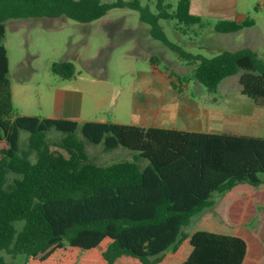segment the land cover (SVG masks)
I'll return each instance as SVG.
<instances>
[{
    "label": "trees",
    "instance_id": "obj_1",
    "mask_svg": "<svg viewBox=\"0 0 264 264\" xmlns=\"http://www.w3.org/2000/svg\"><path fill=\"white\" fill-rule=\"evenodd\" d=\"M122 7L137 11L155 38L193 63L190 78L208 91L238 74L240 92L264 105V59L253 50L205 57L182 50L157 29L159 19L198 23L189 0H177L172 11L165 0H157L155 10L141 0H0V264H11L2 251L23 255L21 264H250L255 247L262 251L264 208L254 230L244 233L184 227L212 212L216 195L238 184H264V137L12 114L4 21L64 15L85 23ZM251 23L219 20L213 28L230 33ZM51 69L64 77L74 72L69 61ZM52 128L63 132L59 146L69 156L50 150ZM21 130L29 134L25 148ZM77 130L104 150L123 147L137 155L97 165Z\"/></svg>",
    "mask_w": 264,
    "mask_h": 264
},
{
    "label": "rangeland",
    "instance_id": "obj_2",
    "mask_svg": "<svg viewBox=\"0 0 264 264\" xmlns=\"http://www.w3.org/2000/svg\"><path fill=\"white\" fill-rule=\"evenodd\" d=\"M156 1L141 0V3L147 2L151 9L155 10ZM176 1L165 0L172 3L168 11L175 8ZM203 21L205 25L200 29L199 25L187 26L176 19H159L157 29L159 28L170 42L187 52L198 50L195 46L207 45L206 49L201 50V54L205 57H212L221 50L241 46L240 44L231 45V42L224 40L221 34L214 32L212 30L214 21ZM4 27L2 43L8 57L13 115L51 117L56 110L57 91L70 93L80 87L86 88L88 81H93L92 77H94L96 78L94 83H102L101 86L105 87L100 88L99 93L107 95L109 88L106 87L116 89L114 99L108 105L102 106L98 115H103L109 122H114L113 116H119L123 124H131V122L133 125L140 124L137 123L135 116L130 117L123 107L124 101L127 102L132 98L133 102H137L139 98L145 99L147 95V92L141 95L139 88L134 87L135 81L141 76L140 73L131 72L135 67L145 74L146 80L152 76H160L159 72L173 70V74L170 73L168 77H171L174 83L160 92H156V89L152 91L161 99L174 96L182 101L184 97H192L196 101L212 106L222 101L220 95L224 91L220 90V85L214 92H210L202 84L190 78L193 72L191 65L186 69H179L178 66L173 68L175 61L184 63L187 61L176 51L169 49L161 40L155 38L151 32V25L140 20L139 13L135 10L126 7L112 8L102 17L85 23L64 15L10 18L4 21ZM190 38L192 42L187 44ZM148 56L157 59L158 73L151 70V60ZM258 56L260 57V54ZM62 61L73 64L72 76L64 77L52 71V63ZM237 77L238 74H235L222 81L237 83ZM188 81L189 85L184 90L183 84ZM172 118L171 114L170 119ZM168 121L164 119L157 124L164 127L167 126ZM224 121L231 125L232 116L226 115ZM217 125L213 123L210 127L215 129ZM220 127L224 131V126ZM239 129L238 131L242 133L236 134L252 132L247 129L245 131L242 127ZM28 135V132L20 131V147L27 146ZM75 135L83 142L85 154L89 160L97 165L106 166L125 160L133 161L137 155L136 151L123 147L104 150L102 144L88 142L79 130L75 132ZM63 136V132L54 128L50 129L47 132L49 147L54 152L69 156L67 151L59 146ZM146 162L145 159L138 160L140 166H144ZM242 185L240 189L236 188L224 195H216L212 212L204 218L192 217L184 229L191 231L195 227H209L216 231L217 229L229 231L235 228L240 233L254 230L255 222L248 216L249 211H245L248 206L247 199L250 195L255 199L256 195L263 194L259 191V186L253 188L248 184ZM255 189L259 191L256 194ZM262 249L264 250V245ZM2 255L11 264H21L24 260L23 255L13 258L6 251H2Z\"/></svg>",
    "mask_w": 264,
    "mask_h": 264
},
{
    "label": "crops",
    "instance_id": "obj_3",
    "mask_svg": "<svg viewBox=\"0 0 264 264\" xmlns=\"http://www.w3.org/2000/svg\"><path fill=\"white\" fill-rule=\"evenodd\" d=\"M189 12L200 18L198 23L193 24L196 26L199 25L200 29L205 25L203 20L214 21L212 26L213 31L215 23L219 20H230L239 23L246 20L252 21L250 25L236 32H217L221 34L224 40L231 42V45H241L238 48H228L221 51H236L242 48H249L253 50L257 56L260 54V57L264 59V0H189ZM189 40L190 41L186 42L187 44L192 42L191 38ZM195 47L198 50L189 52L202 55L201 50L206 49L207 45L201 44ZM148 57L150 60H153L151 61V70L154 73H158L159 69L156 65L157 59H154L152 56ZM189 65L194 68L193 63L175 61L173 68L178 66L179 69H186ZM172 71V69H169L164 73L159 72V74H161L160 76H152L146 80L144 73L139 72L136 67L132 69V73L136 72V74H141L135 81L134 87L139 88L141 95L147 92L145 99L141 97L137 102H133L131 98L129 101L123 102V107L127 114H129L130 117L135 116L137 123H140L137 125H142L141 127H163L157 123H161L165 119L169 121L164 128L264 137V105H257L252 99L243 95L240 92V84L238 81H236L237 83L222 80L219 82L218 86H221L220 90L224 91L220 95L223 104L220 102L219 104L215 103L216 105L213 104V106L207 105L201 101H196L192 97H184L182 101L174 96L168 99H161L157 95H154L152 91L156 89V92H160L162 89L166 88V86L174 83L173 79L168 77ZM94 79L96 78L92 77L93 81H88L86 88L80 87L78 90L70 93L57 91L55 96L56 110L51 117L72 119L78 122L107 121L103 115L99 116L98 113H100L102 106L108 105L114 99V91L116 89L114 87H106L109 88V91L107 95H103L99 93V89L105 87L101 86L103 85L102 83H94ZM188 85L189 81L185 82L183 84V89L185 90ZM108 108H110V106H108ZM161 112H164V114H161ZM171 114L173 115L172 119H170ZM226 115L232 116L231 125L225 123L224 119ZM113 117L114 122L124 123L119 119V116ZM132 121H134V118H132ZM213 123L218 124V127L215 129L211 128L210 126ZM222 125L224 126V131L221 130L220 126ZM241 127L244 128L245 131L247 129V131L250 132L251 130L252 132L250 134H236L242 133L238 131ZM241 186L243 185L238 184L232 190L236 188L240 189ZM259 187L261 189H259V191H261L263 195H256L255 199H253L251 195L248 196L247 205L249 207L247 206L245 209V211H249L248 216H250L254 222L258 210L264 208V184L259 185ZM259 191L255 189L254 193L256 194ZM261 244L264 245V243ZM255 250V255L251 256L252 262H249L250 264H260L264 261V250L262 249L261 253L260 249H257V247H255Z\"/></svg>",
    "mask_w": 264,
    "mask_h": 264
}]
</instances>
